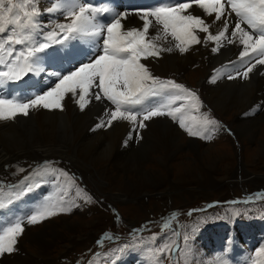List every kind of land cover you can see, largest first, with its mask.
I'll use <instances>...</instances> for the list:
<instances>
[{"label":"snow or ice","instance_id":"1","mask_svg":"<svg viewBox=\"0 0 264 264\" xmlns=\"http://www.w3.org/2000/svg\"><path fill=\"white\" fill-rule=\"evenodd\" d=\"M194 5L205 16L214 17L213 24L222 22V28L216 34L210 32L211 25L201 15L190 11ZM46 11L60 13L62 17V22H57L48 31H44L46 25L39 19L42 12L36 0H0V66L6 69L0 70V85L45 73V62L39 54L54 62L67 61L71 65L66 70L48 73L55 79L44 90L27 98L0 97V121L14 120L18 115L28 116L33 109L63 110L62 102L69 97L83 111L95 99L107 101L111 107L104 110L92 130L111 127L114 121H127L132 128L124 141L125 146L133 139V133H136V139H142L139 130L147 127V121L158 117L171 118L191 137L211 140L219 127L218 121L210 113L199 117L186 115L189 111L199 113L202 104L197 93L175 80L154 76L142 61L159 58L163 52L170 53L174 49L183 54L192 45L202 42L198 33H205L204 42L216 45L211 49L213 53L225 42L240 49L237 60L230 62L232 65L238 63L240 67L227 75L229 80L248 79L257 66H264V0H166L158 6L138 11L142 28L128 29L122 23L126 13L94 6L91 0H59ZM104 13H111V18L101 19ZM153 27L157 33L149 36ZM169 36L175 44L165 47L164 44L170 43ZM80 40L90 44L86 54L73 43ZM56 45L60 47H54ZM48 49L53 51L48 52ZM82 55L84 59L80 58ZM224 67L227 69L228 66ZM51 165L52 162L46 161L42 168L29 172L20 182V192L27 194L48 183L60 189V182L68 177V173ZM72 184L75 186L74 178ZM75 190L77 198L85 203L92 201L83 189L75 186ZM66 195L65 192L56 199L49 195L25 217L15 218L0 227V256L16 251L25 224L35 225L80 207L75 200L65 199ZM2 199L0 186V201ZM163 227H170L169 222ZM103 239L114 237L106 234ZM103 239L98 243L102 244ZM150 239L155 241L157 237L153 235ZM156 251L160 257L169 259L170 264H179L180 249L174 242L158 247ZM261 254H264V248L257 253Z\"/></svg>","mask_w":264,"mask_h":264},{"label":"rangeland","instance_id":"2","mask_svg":"<svg viewBox=\"0 0 264 264\" xmlns=\"http://www.w3.org/2000/svg\"><path fill=\"white\" fill-rule=\"evenodd\" d=\"M130 12L137 13V11ZM57 17L59 16L47 14L39 18L46 24L44 31L49 30L46 21H51ZM208 17L206 16V19ZM201 36V41H203L205 37L202 38ZM197 48H199L197 44L192 45L189 51ZM39 55L43 61L45 55ZM161 55L157 58V61L159 64L162 61L160 65L165 69L162 73H157L156 71H151V73L153 72L154 76L162 79H176L177 83H182L197 93L202 104L199 114L210 113L211 117L219 123V127L213 133V138L205 140L199 137H191L171 118H155L157 121L159 120V125H161L162 120H167L173 126H176L179 133H181L180 142L176 144L172 151H162L154 154L151 157L152 160L145 163V167L149 172H152L150 174L151 178L144 176V178L134 179L131 177L132 179L129 180L136 181L135 184L137 185V189H134L135 191L132 190V192L134 191L133 194H136L134 195L135 198L129 197L128 200L123 202L116 201L117 204L110 201V198L106 197L107 194H105L112 193L120 184L119 182V184L113 183V177H109L113 174L109 173L113 168L109 166L110 163L107 164L105 162L98 166L96 165V167H92V170L83 169L76 163H72L69 156L46 154L45 157H37L28 151L29 148H32L31 145L46 142L44 141L47 139L45 132H50L52 127H47L42 122L53 117V113L50 110L45 113L43 108L33 109L30 110L29 116H22L23 118L17 116L14 120L2 121L3 124L10 127V133L4 132L5 134H2V138L7 141L19 139L15 143V147H19L20 142L24 146V151L13 153L12 161L4 163L3 169H0V186H2L3 193L7 195V190H12L8 191L9 195H12L15 191L13 190L14 188L10 189L11 185L18 188L20 182L24 180V177L29 172L44 164L45 162L43 161H47L52 162L51 166L53 168L62 169L68 173L67 178H62L60 189L54 186L53 189H49L47 192L53 194L55 199L66 192L65 199L69 200V202L75 200L82 208L73 207L69 213L57 214L35 225H25V231L16 244V251L0 256V264H20V262H23V264H78L79 262L81 264H110L116 258V254L108 251H99L100 248L97 250L93 249L103 244H114L109 243L113 239L104 240L102 238V234H105L107 230L110 232L112 230L110 235L114 239L117 237V234L114 233L120 235L117 242L123 239L126 233L125 225L130 229L142 225L144 230L147 231L144 237L131 240L132 245L140 246L142 251H138L139 256L145 254L146 257L153 259L157 256L159 258H156V264H169V259L160 257L155 250L165 244L173 243L175 236H166L164 229L156 220L161 214H169L175 210H182L184 212L183 216H185L183 218V264H223L221 259H218L222 255L218 251L216 244L211 245V248L207 247L204 253L201 252L204 246H207L201 242L203 234L211 236L212 231H215L222 224L231 223L230 230L234 227L240 229L239 226H243L241 224H246L248 227H244V229H250L247 231L254 232V235L249 240L257 242V244L262 243L261 238L263 236L261 232L264 226V119L256 120L255 123H258L257 132L254 133H257L256 135L245 136L243 139L239 138L235 129L236 124L239 120H244L248 117H246L244 109H241L239 113L234 108L230 109L228 113H221L217 110L214 103L217 93L209 89L212 83L211 79L207 80L206 84L202 82L209 67L205 53L202 52V56L196 59V63L192 66V70L186 78H182L172 71H167V68H173L174 63L178 60L179 54L175 49L170 53L166 52ZM142 62L147 63L148 59ZM225 65L228 66L227 70H232V72L236 67V65L225 63L222 66L223 69H225ZM189 67L190 65H186L185 69L189 70ZM240 81L241 84H246L250 90V85L254 84V82H250V77L245 80L240 79ZM248 91H245L247 94L244 95L247 100L250 99L248 105L251 106L249 110L252 112L257 107L253 105L254 94L257 93V97L264 99V84L258 85L257 89L254 88L252 95ZM261 102L262 106L259 108L258 113L263 115L264 100ZM106 103L111 107L107 101ZM261 108L262 110H260ZM43 115L46 116L45 120ZM117 122L122 121H114L113 124ZM125 122L128 124V128L130 127L128 131L131 130L132 125L127 121ZM148 125L150 126V124ZM161 127L166 128L164 126ZM21 135L22 137H20ZM140 135L142 139H138V146L141 149L137 152V156L142 155L144 149L147 150L151 134L140 133ZM3 145L4 143L0 136V147H3ZM195 149L198 150L194 152ZM171 154L173 155V168L169 167V171H164L156 165L159 157H168ZM240 165L243 166V169H239ZM21 169L24 171H20ZM85 171L89 175L91 174L94 179H97L96 182H98L97 177L99 176L103 179L106 186L102 190L101 188L96 189ZM237 171L248 179V183H238L241 181V175L239 176ZM72 178H74L75 186L83 189L92 197L91 202L85 203L84 200L77 198ZM155 180V186H146L145 181L153 182ZM93 194L95 195L94 197L92 196ZM96 197L99 199H96ZM7 198L3 196L0 203L7 200ZM146 228L155 230H146ZM54 232L58 233L59 238L50 236ZM153 235L157 237L155 241L150 239ZM214 235L216 236L213 240H216V242H219V240L232 241L231 236L226 235L223 237L224 233L216 232ZM40 236L42 237V242L39 238ZM100 239H103L102 244L98 243ZM237 239L239 240V238ZM175 240L177 241L178 239ZM208 242H211V240ZM146 243V250L149 249L150 255L145 249L143 250ZM152 243L157 245L155 250L153 247V251L151 250ZM95 245L97 246L94 247ZM175 245H177L176 242H174ZM120 246L122 247L123 245L121 244ZM116 247H119V245ZM213 247L215 248L212 249ZM242 248L244 249V245ZM262 248H264V243L249 247L248 255L252 256L254 254L255 260L257 258L264 260V254H262L263 256L257 255ZM153 259H151L152 263ZM246 259L249 262L248 257Z\"/></svg>","mask_w":264,"mask_h":264},{"label":"bare ground","instance_id":"3","mask_svg":"<svg viewBox=\"0 0 264 264\" xmlns=\"http://www.w3.org/2000/svg\"><path fill=\"white\" fill-rule=\"evenodd\" d=\"M54 2H59V0H36V5L42 12L41 16L49 14L46 10L47 8L51 7ZM190 11L193 14L201 15L202 18L205 19L206 23H209L211 25V33L214 32V34H216L222 28V22H216L213 24L212 21L214 17H208L206 19V16L202 13V10H200L197 6L194 5L193 8L190 9ZM126 14V18L122 20V23L125 25L126 29L131 27L142 28L143 21L139 18L136 12H126ZM50 15L59 16L51 21H46L48 28L51 30V28L54 27L57 22H62V17L60 13H53ZM156 33L157 29L155 27L150 28L149 36H155ZM198 35H202V38L206 36L205 33H198ZM167 40L170 43L164 44L165 47L174 46L175 41H172V38L170 36L167 37ZM204 44L207 45L204 46ZM215 46L216 45L214 42L205 43L203 40L200 44H197V47L199 48L192 49L191 51L188 50L189 52L187 51L181 54L178 50H176L179 54L178 60L174 63V67L167 68V71H172L176 75H179L182 78H186L192 70V66L196 63V59H199L202 56V52H204L209 67L206 77L203 78L202 82L206 84L207 80L211 79L212 81L213 77H215V82H210L211 85L209 86V89L212 90V92L217 93L216 99L214 100L215 107L221 113H228L232 108H234L235 111L239 113L241 109H244L246 117L248 118L239 120L238 123L236 122L237 124L235 129L238 132L239 138L243 139L245 136L256 135L257 133H254L257 132L256 127L258 123L255 122L258 119H264V114L261 115L258 113L259 108L262 106L261 101L264 99L257 97V93L254 94L253 105L257 107L255 110L250 112L249 109L251 106L248 105V101L250 99L247 100L244 95L247 94L245 91L250 90V88L246 84H241L240 79L243 78L229 80L227 78V75L229 73H232V70L222 68L223 64L230 63L231 61L237 59L240 49L236 45L232 47V45H229L225 42L224 45L219 48L218 52L213 53L211 49ZM209 49L211 52L209 51ZM163 53L165 54L166 52ZM144 64L150 69V71H156L157 73H162L165 69L158 63L157 58H148V62ZM186 65H190V69L188 68L189 70L185 69ZM239 67L240 65L237 63L235 68ZM217 69H220L221 71H216ZM261 73H264L263 66H257V68L254 69L252 73H250V82H254L253 85H250L251 90L248 91L250 94L254 92V88H258V85L264 84V75H262ZM62 103L63 110H50L53 113V117L51 116L52 118L50 120H46V123L42 122L47 125V127H52L50 132H45L47 139L44 141L46 142L31 145L32 148H29L28 151L36 155L37 157H45L46 154L69 156L71 157L72 163H76L83 169L92 170V167H96V165L98 166L99 164L105 162L107 164L110 163L109 166H112L113 168L111 169V171H109V173L113 174L109 177H113V183L116 184L119 182L120 184L118 183L119 186H117V188L114 189L112 193H103L107 194L106 197L110 198V201H112L113 203H117L116 201L123 202L125 200H128L129 197H132L134 199V195L136 194H133V192L135 191L134 189H137V185L135 184L136 181H130L129 179H132L131 177H133L134 179H140L144 178V176H147V178H151L150 174L152 172H149V170L145 167V163L150 162V160H152L151 157L154 156V154L160 153L162 151H172V149L176 147V144H179L180 142L179 140L181 133H179V130L176 126H173L171 122L167 120H162L161 125H159V120L157 121L154 118L146 123V128L139 130V135L140 133H145L147 135L150 133L151 135L147 150L144 149L143 154L137 156V152L141 148L138 146V139L135 138L136 133H133V139L129 140L127 146H125L124 141L126 140L130 131H128L130 127L128 128V124L125 121L117 122L110 128L107 127L99 128L95 131L92 130L99 122V118L103 115L104 110L109 107L106 101L101 102L92 99V101L86 106L83 111L79 108L78 104H76L70 97L66 98ZM260 110H262V108ZM47 111L48 110L44 109L45 113ZM186 115L188 117L200 116L199 113H196L194 111H189ZM18 116L22 117L23 115ZM43 118L45 120L46 116L43 115ZM148 124H150V126ZM8 126L9 125L3 124L2 121H0V133L2 132L0 136L4 143L3 147H0V169H3L2 167L4 163H9L10 160L12 161L13 153L24 151V146L21 142L19 143V147H15V143L19 141V139L7 141L2 138V134L4 132L10 133V127ZM161 126H164L167 129L162 128ZM20 137H22V135ZM197 150L198 149H195L194 152ZM172 158V154L168 157H159L157 160V164H155L158 167L162 168L164 171H169V167L173 168ZM239 169H243V166L240 165ZM245 172L246 174H248L247 171ZM86 174L88 173L86 172ZM238 174L239 176L241 175V181H239L238 183L245 184L248 179L243 177L241 172H238ZM153 175L155 176V174ZM97 178L98 182H96L97 179H94L91 174L89 175V180L95 185L96 189L101 188L102 190V188H104L106 185L104 184L103 179H101L99 176ZM155 182L156 180L153 182L145 181V184L147 187H151L155 186ZM249 182L254 183L252 181ZM132 190L134 191L132 192ZM129 191L131 192L129 193ZM69 226L72 227L71 225ZM50 236H52V238H59L57 232L50 234ZM39 238L42 242V237L40 236ZM20 264H23V262H20Z\"/></svg>","mask_w":264,"mask_h":264},{"label":"flooded vegetation","instance_id":"4","mask_svg":"<svg viewBox=\"0 0 264 264\" xmlns=\"http://www.w3.org/2000/svg\"><path fill=\"white\" fill-rule=\"evenodd\" d=\"M54 188V185L50 184L46 187V189H53Z\"/></svg>","mask_w":264,"mask_h":264}]
</instances>
